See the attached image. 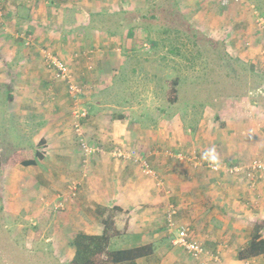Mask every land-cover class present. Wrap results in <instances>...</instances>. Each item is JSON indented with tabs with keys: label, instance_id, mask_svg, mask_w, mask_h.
I'll return each instance as SVG.
<instances>
[{
	"label": "crops",
	"instance_id": "0c3cea01",
	"mask_svg": "<svg viewBox=\"0 0 264 264\" xmlns=\"http://www.w3.org/2000/svg\"><path fill=\"white\" fill-rule=\"evenodd\" d=\"M71 1L79 5L80 0H0L1 4L6 3L4 15L0 18V97L4 96L7 101V107L2 103L3 110H0V134L4 130L10 131L9 136L0 137V198L4 199L7 208L3 216L14 220L25 214L35 228L38 221H43L40 232L38 230L30 238L33 246L26 243L25 246L38 249L41 252L39 255L43 257L48 255L56 258L63 255L68 259L66 264L73 257L74 251L68 245L73 235L82 232L100 236L104 230L103 221L109 217L113 218L116 233L110 241L112 250L145 244L152 246L151 254L138 258L136 264H191L189 256L173 245L176 230L167 224V211L172 207L176 210L173 221L177 225L186 227L188 223L186 219L183 221L186 224L182 223V219L178 221V205L175 207L170 204L168 196H161L163 193L182 195L179 208L186 213V193L194 192V187L186 190L187 160L184 161L178 154H186V135L180 130L176 131L172 122L155 121L154 124L160 125L162 129L145 132L149 135L145 144L147 152H143L144 145L137 128L144 119V112L140 111L136 118L119 113L122 117L120 120L115 118L117 115L106 116L108 122L105 124L108 126L103 127L99 120L103 119L104 122L105 119L98 117L104 113L103 108L95 106L87 109V115L93 118L89 117L85 125H93L94 130H86L95 144L103 146L99 151L101 153H92L86 157L76 151L72 139L68 138L70 133L63 124L68 122L73 106H62L59 101L62 96L70 97L62 90L63 83L54 79L53 75L50 79L44 71L39 46L45 48L42 52L47 50L60 61L65 58L72 60V56L79 52V46H83L85 41L77 42L76 34L80 30V40L85 38L82 35L85 27L88 28V21H82L79 29L77 20L80 17L72 13ZM89 1L82 5L87 7L88 17L91 18L99 12L95 11L93 0ZM195 2L193 0L189 4L193 7ZM102 14L107 13L103 11ZM48 23H54L55 27ZM30 36L36 38V44L25 42ZM252 42L262 46L259 37L255 40L253 38ZM81 53L83 58L86 54ZM94 60L93 65L97 67L105 64V56L99 53ZM251 66L263 67L264 70V60L261 64ZM261 92L264 94V83ZM234 106L239 114L238 122L233 123L237 128L246 120L240 114L243 110L241 101ZM223 109V104L222 107L220 104V111ZM2 111L6 118L13 119L12 122L6 120L3 126ZM132 111L137 114L136 110ZM258 113L264 117V111ZM126 125H131L135 130L129 133ZM100 131L105 136L99 134ZM16 134L22 140H16ZM8 137L14 140L9 151L6 142ZM223 139L225 137L220 132L215 140L216 147L220 145L221 150L224 148V152L218 151L221 169L213 175L215 190L212 196L210 190H204L208 191L203 194L208 202L206 200L202 206L189 204L188 209H193L189 213V222L196 220V223L188 225L193 236L201 241L198 242L207 251H219L220 264H247L249 261L238 259V251L249 243L255 224L264 223V183L258 182L255 188L252 186L249 189L247 173H226L224 168L227 166L246 163L254 156L245 152V143L242 149L237 148L232 141ZM112 144L123 149L127 145L126 149L129 150L137 147L136 151L142 153L139 157L148 161L149 171L142 169L136 160L132 162L129 155L120 157V152L115 153L119 149L111 150L109 147ZM47 148L50 153L46 151ZM36 149L42 153L38 161L42 167L37 163L25 166L19 161H11L14 154L23 156L24 160L30 159L37 152ZM151 149L152 154L148 153ZM60 154L63 155L62 160L58 161ZM47 157L49 159L46 162ZM124 158H128V161H124ZM70 184L76 185L78 189L76 198L71 201L66 199L64 210H54L59 197L65 194ZM170 200H174L173 197ZM205 214L208 216L204 217ZM16 225L19 224L16 222ZM56 233L58 236L53 235ZM261 237L264 240V226ZM38 241L40 244L35 245ZM252 260L253 264H264V255ZM200 264L213 263L204 259Z\"/></svg>",
	"mask_w": 264,
	"mask_h": 264
},
{
	"label": "rangeland",
	"instance_id": "374dc122",
	"mask_svg": "<svg viewBox=\"0 0 264 264\" xmlns=\"http://www.w3.org/2000/svg\"><path fill=\"white\" fill-rule=\"evenodd\" d=\"M86 1L90 3L89 0L84 2ZM192 1L93 0L95 11H104L107 14L101 13L91 19V22L87 7L82 5L83 0L79 1V5L71 1L74 9H71L72 13L80 17L77 20L79 29L82 21H88V28L85 27L82 35L85 38L80 40V30L76 34L77 42L85 41L83 46H79V52L86 55L81 58L83 54L77 51L72 60H62L70 72L73 85L79 89V94H70L66 83L59 80L63 83L62 90L70 97H61L59 101L62 106H73V112L78 108L89 110L95 106L102 107L104 113L98 117L105 119L104 122L103 119L99 120L103 127L108 126L105 124L108 122L106 116L120 113L136 118L140 111L144 112V119L137 128L144 145L143 152H147L145 144L149 135L145 132L162 129L160 125L154 124L155 121L172 122L176 131L180 130L186 135V154L193 158L188 161L185 153H178L184 161L187 160L186 190L194 187V192L186 193V213L184 209L179 208L182 195H161L168 196L169 203L175 207L178 205L177 219H182L183 224L196 223V220L189 222V213L193 210L188 209L189 204L202 206L207 200L203 194L208 191L204 190H210L211 196L215 190L213 175L217 174L221 167L214 168L201 157L205 150L212 147H215L217 152H224L220 145L216 147L215 140L220 132L222 137H225L223 141H232L237 148L242 149L245 143V152L254 156L246 163L227 166L224 168L226 173H247L249 189L252 186L255 188L258 182L264 183V178L261 179V168H258L264 166V117L258 113L264 111V94L261 92L264 77L256 76L251 71L255 68L263 70V67L251 65L261 64L264 60V0H196L194 8L189 4ZM5 4L0 3V18L4 15ZM118 22L122 24L119 26ZM48 25L55 27L54 23ZM97 26L101 30H98ZM258 37L262 46L252 42L253 38L255 40ZM25 42L36 44V38L30 36ZM39 47L43 59L41 60L44 62L43 69L51 79L52 75L54 76V68L48 65L46 57L55 55L49 54L47 50L44 53L42 51L45 48ZM98 53L105 56L102 68L93 65ZM198 53L202 55L197 56ZM83 67L85 69H82ZM173 87L176 94L172 92ZM174 96L177 98L175 103L171 100ZM239 100L243 109L240 114L246 121L235 128L233 123L238 122L239 114L234 104H240ZM2 103L7 107L4 96L0 97V110H3ZM220 103L224 106L222 112ZM131 109L136 110L137 114L130 112ZM2 114L4 120L1 126L7 123L6 120L12 122L10 117L6 118L5 112ZM88 115L83 122H79L74 118V114H71L69 119L67 117L68 122L63 125L70 133L68 138L72 139L71 143L77 152L83 153L79 143L82 139L91 148L97 146L92 153H101L99 151L103 146L95 144L86 130H94L93 125H85L89 117L93 118ZM152 119L154 120L151 121ZM126 127L129 133L135 130L131 125ZM164 128L165 126L163 130ZM102 133L105 136L104 132H99ZM9 134L10 131L4 130L0 137ZM15 136L16 140H22L17 134ZM6 142L9 151L14 140L8 137ZM251 146L254 149H251ZM26 147L29 148V145ZM109 147L111 150L119 149L115 153L120 152V157L126 154L132 162L134 159L138 164L145 162L149 165L148 161L139 157L142 153L136 151L137 147H133L135 150L126 149L127 145L124 149L116 144ZM46 151L50 153L49 148ZM152 151L148 150V153L152 154ZM62 156L60 154L58 161L62 160ZM48 157L45 158L46 162ZM125 160L128 161V158H124ZM200 160L204 163L200 164ZM39 163L37 162V165L42 167ZM68 191L66 189L65 194H68ZM77 193L78 189L73 200ZM172 197L174 200L171 201ZM69 198L72 199L70 194ZM61 199L63 196L59 197L57 203ZM70 199L67 198L68 201ZM65 202L66 198L64 204ZM6 210L4 199L0 198V264H66L68 259L63 255L56 258L48 255L43 257L39 255L41 252L38 249L31 248L33 244L30 238L36 235L38 230L40 232L43 221H38L35 228L25 214L24 217L14 220L11 217L5 218L3 215ZM207 216L208 214L204 215ZM185 219L186 223L183 222ZM16 222L19 225H16ZM188 224L186 226L189 228ZM53 235L58 236L57 233ZM193 235L191 230V238L200 241ZM25 243L32 246H25ZM37 244L40 242L35 243ZM247 261V264H253L252 259Z\"/></svg>",
	"mask_w": 264,
	"mask_h": 264
},
{
	"label": "trees",
	"instance_id": "16d2710c",
	"mask_svg": "<svg viewBox=\"0 0 264 264\" xmlns=\"http://www.w3.org/2000/svg\"><path fill=\"white\" fill-rule=\"evenodd\" d=\"M100 14L94 13L89 21L91 22V19L93 20L94 17H97ZM121 24V22H118L119 26ZM97 28L98 30H101L98 26ZM149 42L151 41L149 40ZM200 55L202 54H197V56ZM251 71H253L252 73L256 76L264 77V70H258V68H255L254 70L251 69ZM172 92L176 94V90L174 87ZM171 100L175 103L177 100L176 96L172 97ZM220 104L222 105V103ZM115 118L119 120L122 119L120 115L115 116ZM33 156H31L30 159L24 160L23 156L14 154L12 155L11 161L14 163H17L19 161L22 165L25 166L36 165L40 158H42V153L37 150V152H35ZM190 156L186 154V159L193 158ZM199 162L200 164H202L203 161L200 160ZM261 179L263 178L261 177ZM116 210L120 212V210ZM103 225L104 230L102 235L100 236L87 235L82 232L73 235L68 245L73 249L74 252L73 257L68 264H136V260L138 258L151 254L152 246L149 244L128 249L112 250L110 248V241L113 235L116 234L115 229L113 228V218L110 219L109 217L108 219H105L103 221ZM263 226L264 223L261 222H257L255 224L254 232L249 243L244 248L238 251L239 260L245 261L264 255V240L261 237V231L263 230ZM186 227L188 228V226Z\"/></svg>",
	"mask_w": 264,
	"mask_h": 264
},
{
	"label": "built area",
	"instance_id": "2783aa9c",
	"mask_svg": "<svg viewBox=\"0 0 264 264\" xmlns=\"http://www.w3.org/2000/svg\"><path fill=\"white\" fill-rule=\"evenodd\" d=\"M46 62L49 66H52L54 68V78L57 80H62L66 83V87L70 94H79V89L73 85L72 77L70 75L69 70L67 69L66 64H64L59 59H56L51 56L46 57ZM72 114H74V118L78 119L79 122L81 120L85 119L87 116V110L86 109H76ZM77 139H78V133H77ZM79 141V140H78ZM80 146L82 147L83 154L88 157L92 152L93 148L87 145L85 141L82 139L80 140ZM140 166L142 169H147L149 171V167L145 162L140 163ZM261 168L260 174L262 175V178H264V166L258 167ZM68 194L63 195V199H61L55 206V210H63L64 209V198L70 197L73 199L75 197L77 192V187L74 184H70L67 187ZM62 198V197H61ZM70 199V201L72 200ZM176 215V210L172 207L167 211L166 214V220L169 228H174L176 230V237L173 240V245L177 246L178 248H181L190 258L191 264H200L201 261L206 259L207 261H211L214 264H219L220 259V253L219 251H216L215 253H211L207 251L200 242L195 241L190 236L189 228L185 226L177 225L173 219Z\"/></svg>",
	"mask_w": 264,
	"mask_h": 264
},
{
	"label": "clouds",
	"instance_id": "9594fccd",
	"mask_svg": "<svg viewBox=\"0 0 264 264\" xmlns=\"http://www.w3.org/2000/svg\"><path fill=\"white\" fill-rule=\"evenodd\" d=\"M204 161L208 162L214 168H219L221 166V161L219 158V153L215 147L209 148L202 153L201 157Z\"/></svg>",
	"mask_w": 264,
	"mask_h": 264
}]
</instances>
